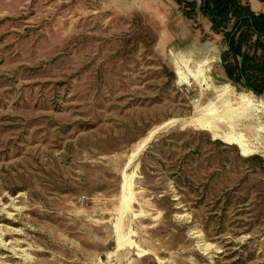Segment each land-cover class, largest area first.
I'll return each instance as SVG.
<instances>
[{
	"label": "rangeland",
	"instance_id": "1",
	"mask_svg": "<svg viewBox=\"0 0 264 264\" xmlns=\"http://www.w3.org/2000/svg\"><path fill=\"white\" fill-rule=\"evenodd\" d=\"M183 1L0 0V264H264V97Z\"/></svg>",
	"mask_w": 264,
	"mask_h": 264
},
{
	"label": "trees",
	"instance_id": "2",
	"mask_svg": "<svg viewBox=\"0 0 264 264\" xmlns=\"http://www.w3.org/2000/svg\"><path fill=\"white\" fill-rule=\"evenodd\" d=\"M196 0L183 1L187 6ZM243 0H200L199 10L221 32L227 49L221 56L225 77L235 87L264 97V14ZM264 3V0H259ZM232 23V28L226 31Z\"/></svg>",
	"mask_w": 264,
	"mask_h": 264
},
{
	"label": "bare ground",
	"instance_id": "3",
	"mask_svg": "<svg viewBox=\"0 0 264 264\" xmlns=\"http://www.w3.org/2000/svg\"><path fill=\"white\" fill-rule=\"evenodd\" d=\"M180 74V73H179ZM204 251H207L208 250V246H204L203 248Z\"/></svg>",
	"mask_w": 264,
	"mask_h": 264
}]
</instances>
